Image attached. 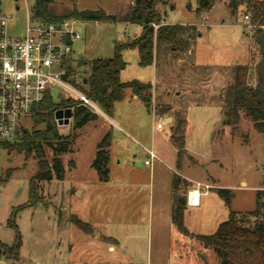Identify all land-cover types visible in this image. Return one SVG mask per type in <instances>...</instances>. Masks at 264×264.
<instances>
[{
	"label": "rangeland",
	"instance_id": "rangeland-1",
	"mask_svg": "<svg viewBox=\"0 0 264 264\" xmlns=\"http://www.w3.org/2000/svg\"><path fill=\"white\" fill-rule=\"evenodd\" d=\"M0 1L3 11L10 16L9 34L24 37L35 0ZM134 1L53 0L50 9L58 15L75 9H102L121 17ZM228 3L229 0L217 2L214 14L218 21L212 26L202 24L206 14L197 15V0H159L157 3L163 19L170 23L195 24L199 30L192 43L193 57L183 53L180 60L169 53L165 58L158 53L164 63L159 83L170 88V97L166 105L160 92L155 106L170 107L168 115L173 120L165 122L169 128L176 123L177 112H183L188 120V154L182 166L178 168L160 154L161 160H154L153 168L145 163L149 160L154 111L140 106L137 100L132 102L134 105L120 109L124 122L115 119L127 134L117 127L111 131L108 181H101L91 167L96 144L102 139L100 130H84L82 135L80 129L77 130L72 151L62 156L66 170L64 179L40 182L43 202L17 214L16 223L23 237L20 259L2 258L0 264H221L213 249L179 231L171 212L178 201L175 195L185 197L189 187H196V181L210 183L213 188L230 189L233 199L229 206L211 188L197 207L187 205L185 224L194 234L214 233L231 211L239 212L244 223L252 224L255 218L250 213L256 208L258 191L264 203V135L254 128L244 112L235 131L223 123L222 98L224 88L233 79L232 67L247 63L250 67L248 82L256 87L259 83L257 65L262 57L257 42L238 43L244 34L241 27L244 12L232 15ZM77 28L83 36V41L76 44L77 54L83 55L86 62L79 67V77L86 79L91 61L112 58L116 43H126L142 34L141 25L119 19L113 22L80 20ZM253 33V37H257L255 26ZM242 51L246 52L244 56ZM122 55L127 62L121 73L122 81L153 79L154 68L140 66L137 49H125ZM173 71L180 76L177 81L172 79ZM193 89L196 94L191 97ZM58 93L55 90L56 101ZM97 108L93 109L99 113L100 107ZM23 122L31 131L32 116ZM72 122L73 119L69 125H58L61 135L72 132ZM52 153L47 148L50 162ZM71 161L76 164L74 170ZM37 170L33 155L26 158L25 154L0 148V183L7 172L12 171L9 181L0 186V242L14 244L16 232L7 223L13 208L29 200L30 180ZM175 174L181 175L186 183L178 192L173 187ZM80 189L83 190L81 196L77 192ZM72 215L92 225L95 239L75 226Z\"/></svg>",
	"mask_w": 264,
	"mask_h": 264
},
{
	"label": "trees",
	"instance_id": "trees-1",
	"mask_svg": "<svg viewBox=\"0 0 264 264\" xmlns=\"http://www.w3.org/2000/svg\"><path fill=\"white\" fill-rule=\"evenodd\" d=\"M159 0H135L127 12L118 17L108 14L104 10H73L69 14H54L50 7L53 0H35L32 7L33 19H44L57 22L65 19L81 21H107L122 20L127 23H136L142 26V34L126 43H116L112 58H99L90 62L89 77H79V67L86 64L83 56H78L75 64L68 65L64 78L77 90L109 117L113 116L115 104L125 98L127 90H131L148 108L157 115L168 113L170 107L165 104L153 105V84L138 79L122 81L121 73L127 67L122 52L125 49H137L140 55V66L148 67L155 63L158 53L172 51L175 56L187 53L192 43L197 39L199 30L196 25L168 24L158 12L156 5ZM220 0H197V15L209 12ZM228 6L232 15L237 16L242 10L244 15H249L252 24L257 29V35L264 30V0H229ZM243 15V16H244ZM153 24H159L155 29ZM250 67L248 64H236L232 67L233 79L224 88L222 110L224 125L232 126L235 131L241 120V112L253 122L254 128L264 135V96L254 92L255 87L248 82ZM191 72V71H190ZM85 80H87L85 82ZM71 108L73 110L72 132L67 136L61 135L55 118L59 109ZM33 118L32 130L23 129L21 135L14 142L0 141V148L25 154L26 158L33 157L37 160L38 170L31 178L29 184V200L27 203L14 207L7 225L16 232V240L12 246L0 242V260L6 258L18 261L23 245L22 236L16 223L17 214L24 208L34 207L43 202L40 194V182L50 181L54 178L64 179L66 175L63 164V154L72 151L78 134L75 132L85 125L98 119L99 115L90 105L77 98L55 100L51 93L35 105L31 114ZM188 120L183 112L176 113V123L171 127L172 138L177 148V167L182 162L188 151L186 148V129ZM42 126L41 128H39ZM112 132L109 130L97 144L96 157L92 167L97 171L101 181L109 180L110 146ZM47 148L52 150L53 158H47ZM71 166L74 162H70ZM12 171H8L0 186L5 185ZM186 185L181 175L175 174L173 187L175 191L181 190ZM213 188V187H212ZM216 192L227 205H231L233 192L227 188L215 187ZM256 208L250 213L255 218L252 224L244 223L239 218V212L231 211L227 220L219 224L212 234L191 233L185 224L187 209V196L180 197L173 206L171 218L179 231L186 236H193L206 248L214 250L221 264H264V203L261 201V192L258 191ZM72 222L81 231L93 234L94 228L89 223L72 215Z\"/></svg>",
	"mask_w": 264,
	"mask_h": 264
},
{
	"label": "built area",
	"instance_id": "built-area-1",
	"mask_svg": "<svg viewBox=\"0 0 264 264\" xmlns=\"http://www.w3.org/2000/svg\"><path fill=\"white\" fill-rule=\"evenodd\" d=\"M10 16L3 11L0 1V141L14 142L23 129L24 119L30 117L33 107L40 103L47 93L59 100L77 98L97 108L83 93L74 88L65 78L68 65L77 61L76 42L83 36L77 28V19L47 21L28 17L24 37H14L8 32ZM165 23V22H163ZM158 29L159 24H153ZM249 15L243 16L242 43H255ZM147 165L157 159V153L150 150ZM202 188L209 191L212 186L196 182V187L187 193V205L199 204Z\"/></svg>",
	"mask_w": 264,
	"mask_h": 264
},
{
	"label": "crops",
	"instance_id": "crops-1",
	"mask_svg": "<svg viewBox=\"0 0 264 264\" xmlns=\"http://www.w3.org/2000/svg\"><path fill=\"white\" fill-rule=\"evenodd\" d=\"M164 3L167 4L166 1ZM216 4L213 6V8L209 12H205L206 16H203L202 24H206L208 26H212L216 21H218L217 20L218 19L217 15L214 14V12H215L214 9L217 6ZM156 7H157V5H156ZM197 7H198V5L196 6V8ZM196 8H195V10H196ZM173 9L174 8H172L171 10H173ZM123 14H125V13H123ZM208 20H209V24H208ZM163 22L168 23V24H176V23H170V22H168L165 19H164ZM179 24H182V23H179ZM183 25H185V23ZM186 25H195V24H186ZM243 33H244V30L242 31V34ZM200 36H202V34H200ZM243 37H244V34H243L242 37H239L238 43L245 44V43L241 42ZM81 41H83V38H82ZM77 43L78 42H76V44ZM76 44H75V50H76ZM242 52H243V56H244L246 54V52L245 51H242ZM248 52H249V48H248ZM168 53H169V55H174L175 56V54L172 51H169V50L168 51H162L160 53V56H163L165 58ZM186 54L189 55V57H193L194 44L191 45V48L189 49V51L187 53H185V55ZM79 56L81 57L83 55H79ZM160 56L159 57L157 56L156 59H155V63L150 65V66H152L154 68V71H155L154 77H153L154 80L153 79L150 80L151 83L153 84V105H155L156 97L158 96V94H160V92L162 93L163 103H166V105L168 103L167 100H169V97H170L169 96L170 88L165 87V86L162 87L160 85V83H159L160 82L159 74L161 72L162 66H164V63L162 62V59H160L161 58ZM175 57L181 60L180 56H175ZM248 61H249V59H248ZM245 64H247V63H245ZM177 68L178 67L176 66V69ZM177 71L176 72L173 71V73L171 72L172 75H174V76H172V79H175V81H177L180 78V76L177 75ZM189 71H190V69H189ZM150 81H148V82H150ZM171 85H174V83H171ZM191 92L193 93V94H190L191 97L194 96V94H196L194 89ZM175 93H176V95L179 94V90L176 91ZM135 100L139 101L137 104H140V106H145V104L136 95H134V93H132L131 90H127V92L125 94V98L122 101H119V102H117L115 104L114 113H113L112 117L107 116L100 109L99 110L100 112L98 113V115H99L98 119L93 121V122H91V123H89V124H87V125H85L83 128L80 129L81 135L83 134L84 130L85 131H87V130L89 131V130L97 129L98 131L100 130L101 137H103L109 130L112 131L114 127H117L121 132L127 134L125 132L124 128L118 122L116 123V120L118 118L120 121L124 122V120L122 119V117L119 114L120 113V109L122 107H125V106H128V105H132L133 104L132 102H134ZM152 111H154V110H152ZM153 114H154V117H153V120H152L153 121L152 122L153 123V126H152L153 132H152V139H151V148L149 149V151L153 150L155 153H157V156H158V154H160L162 156H166L168 159H170L171 163H174L177 166V160H178L177 159V148H176V146L174 144V141H173V138H172L173 134H172V131H171V127L169 128V127H167V125H165V122H166L165 117L169 116V115H168V113H166L164 115H157L155 113V111H154ZM171 119L173 120V118H171ZM112 139H113V135H112ZM97 144H96V147H97ZM111 146H112V143H111ZM111 146H110V148H111ZM95 157H96V154H95ZM154 160H161V158H159V156H158V158L154 159ZM153 161H152V163L150 165L152 168H153V165H154ZM91 167H92V164H91ZM71 169L72 170L76 169V164L75 163H74V165H73V167ZM183 178L187 179L188 181L190 180L188 177H186L184 175H183ZM196 182H200V181H196ZM207 184L211 185L210 183H207ZM211 186H213V185H211ZM192 188H194V187L193 186L189 187L187 192L184 193V196H187L188 191L190 189H192ZM77 192L79 193V196H81L83 194V190H81V189L77 190ZM207 194H209V191H206L204 188H202L201 197L203 195H207ZM180 195L182 196V194H180ZM201 197H200L199 204L201 202ZM188 206L190 207L191 205H188ZM191 207H195V206H191ZM90 236H91V238L95 239L93 234H90ZM109 238H111V237H109ZM112 239L117 241L114 237Z\"/></svg>",
	"mask_w": 264,
	"mask_h": 264
},
{
	"label": "water",
	"instance_id": "water-1",
	"mask_svg": "<svg viewBox=\"0 0 264 264\" xmlns=\"http://www.w3.org/2000/svg\"><path fill=\"white\" fill-rule=\"evenodd\" d=\"M256 42L259 45L262 57L257 65V72L259 74V83L255 87L254 92L255 93L258 92L264 96V30L257 35ZM86 81L87 80H85V82ZM55 118L59 126L66 125V124L69 125L73 118V110L71 108L59 109L55 113ZM165 120L171 121L172 119L171 117L166 116ZM175 197H176V200H178L181 197V195L176 194Z\"/></svg>",
	"mask_w": 264,
	"mask_h": 264
}]
</instances>
